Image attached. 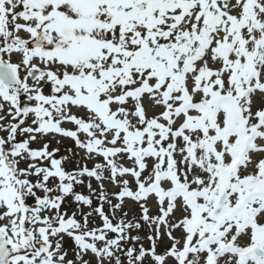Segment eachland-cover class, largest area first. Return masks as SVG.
<instances>
[{
    "label": "snow or ice",
    "instance_id": "snow-or-ice-1",
    "mask_svg": "<svg viewBox=\"0 0 264 264\" xmlns=\"http://www.w3.org/2000/svg\"><path fill=\"white\" fill-rule=\"evenodd\" d=\"M0 264H264V0H0Z\"/></svg>",
    "mask_w": 264,
    "mask_h": 264
}]
</instances>
